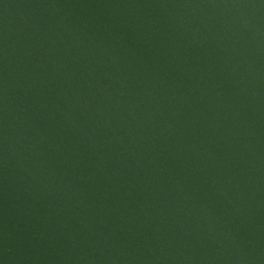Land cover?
<instances>
[{"label":"water","instance_id":"95a60500","mask_svg":"<svg viewBox=\"0 0 264 264\" xmlns=\"http://www.w3.org/2000/svg\"><path fill=\"white\" fill-rule=\"evenodd\" d=\"M0 264H264V0H0Z\"/></svg>","mask_w":264,"mask_h":264}]
</instances>
